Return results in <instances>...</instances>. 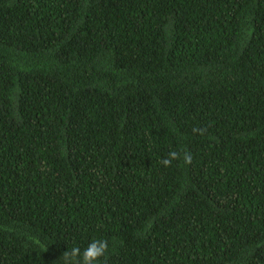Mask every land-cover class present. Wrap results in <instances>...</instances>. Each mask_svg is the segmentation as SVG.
Segmentation results:
<instances>
[{"label":"trees","instance_id":"trees-1","mask_svg":"<svg viewBox=\"0 0 264 264\" xmlns=\"http://www.w3.org/2000/svg\"><path fill=\"white\" fill-rule=\"evenodd\" d=\"M94 239L264 264V0H0V264Z\"/></svg>","mask_w":264,"mask_h":264},{"label":"clouds","instance_id":"clouds-1","mask_svg":"<svg viewBox=\"0 0 264 264\" xmlns=\"http://www.w3.org/2000/svg\"><path fill=\"white\" fill-rule=\"evenodd\" d=\"M203 134L204 130L196 129ZM183 162L191 164L193 161L192 153L188 150L183 152ZM181 159V154L175 150L168 153L167 158L162 159L161 163L165 167L171 166L173 161ZM109 252L108 241L103 239H94L88 246L81 250L78 246L71 247L64 252L62 261L63 264H100L103 258H106Z\"/></svg>","mask_w":264,"mask_h":264}]
</instances>
